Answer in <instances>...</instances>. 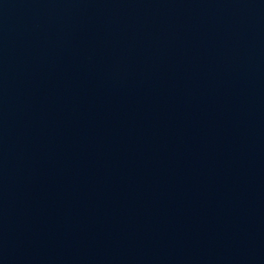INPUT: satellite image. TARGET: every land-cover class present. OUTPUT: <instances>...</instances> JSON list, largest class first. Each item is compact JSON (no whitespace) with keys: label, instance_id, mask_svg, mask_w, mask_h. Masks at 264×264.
I'll return each instance as SVG.
<instances>
[{"label":"water","instance_id":"obj_1","mask_svg":"<svg viewBox=\"0 0 264 264\" xmlns=\"http://www.w3.org/2000/svg\"><path fill=\"white\" fill-rule=\"evenodd\" d=\"M0 264H264V0H0Z\"/></svg>","mask_w":264,"mask_h":264}]
</instances>
